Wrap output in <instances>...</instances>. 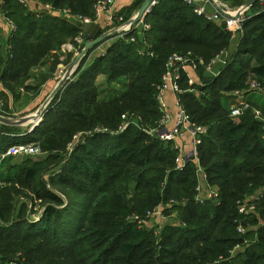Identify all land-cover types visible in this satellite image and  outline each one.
Wrapping results in <instances>:
<instances>
[{"label": "trees", "instance_id": "1", "mask_svg": "<svg viewBox=\"0 0 264 264\" xmlns=\"http://www.w3.org/2000/svg\"><path fill=\"white\" fill-rule=\"evenodd\" d=\"M74 1L78 13L96 19L98 0L42 4L59 8ZM144 1L136 0L135 8ZM223 1L239 6L249 0ZM3 9L16 26L7 54L0 43V80L10 90L24 86L32 66L50 50L64 43L78 46L81 29L48 9L32 13L19 0H5ZM144 21L151 25L144 35L138 29L116 35L91 59L95 46L52 100L34 131L45 157H28L0 174V264H264V120L252 109L264 115V98L254 99L250 90L252 81L264 85V0L246 11L243 37L217 74L206 66L229 49L233 37L226 22L196 14L183 0H157ZM133 35L137 41H131ZM145 48L153 54H143ZM189 51L204 63L191 69L193 85L182 72L178 97L208 133L198 146V162L177 170L174 143L149 136L143 127H154L161 118L157 86L169 56ZM73 58V53L65 60L54 55L42 83ZM99 74L118 88H102ZM237 91L245 92L252 108L235 120L230 113ZM123 114L140 120L139 127L119 132ZM79 133L85 135L75 140ZM10 145L0 132V152ZM198 164L207 184L218 188L217 199L204 194L197 200ZM21 187L29 189L32 204L42 201L38 219L25 205L17 207ZM255 196V208L250 201L240 214V202ZM160 205L177 211L180 224L160 232L139 226L134 216L143 218Z\"/></svg>", "mask_w": 264, "mask_h": 264}, {"label": "built area", "instance_id": "2", "mask_svg": "<svg viewBox=\"0 0 264 264\" xmlns=\"http://www.w3.org/2000/svg\"><path fill=\"white\" fill-rule=\"evenodd\" d=\"M30 1L40 2V0H19L20 3L25 5H27L28 2ZM183 2L191 6L196 14L203 15L206 17V19L210 21H219L221 19H224L227 24V29L232 33L233 38H235L239 32L243 33V21L245 19L246 12H244L239 19H236L234 17H228L223 15L220 12L219 7L223 8L226 12H229L230 14H235L236 11L232 12L226 7H221L216 1L213 2V4L216 6V11L213 14L207 12L206 4L209 3V0H183ZM156 3L157 0L155 1V4ZM43 7L50 11L55 10V8L48 3L43 4ZM65 12L67 11L65 10ZM95 12H96L95 20H92L91 18L84 16H76L75 20L95 23L99 21L101 16L105 15V18L103 20V24H104L103 29L105 31H108L123 27L122 32L118 34L121 37L125 36V34L130 32L132 29H138L140 32H142V35H144L148 30L151 29V25L144 21L146 16L142 18L140 21L136 22L135 24H132L131 22L132 18L126 19L125 16L117 9L115 5V0H98L95 4ZM11 26L15 31L16 26L12 21H11ZM75 40L78 46L80 47V45L86 40L85 33L81 32L76 37ZM137 40L138 38L136 37V35H133L131 37V41H137ZM141 52L143 54L144 53H149L150 55L153 54L147 48L142 49ZM225 53L226 51H222L220 54L214 57L211 60V62L206 66L207 69L217 74L218 72H214L215 65L221 62H223L224 65L228 63V60L223 59V55ZM197 62L204 63L201 58H197L190 51L187 53L175 52L169 56L166 63V71L162 77L161 83L157 86L161 118L157 122L156 126L143 127V131L149 136L158 138L164 142L174 143L175 148L179 150V154L175 160L177 170H183L186 167L187 162L192 159L195 162H198V158H199L198 146L202 143L203 136L208 133L207 126L199 125L192 121L191 116L189 115L185 106L178 97V94L182 92L180 86V81L182 79V72L184 71L187 73V75L189 76V84L193 85L195 83V79L191 75L192 73H190V71H192L191 69L196 68ZM250 90L251 92L260 94L264 98V85L256 81H252L250 83ZM168 92H173L175 95V106H176L175 111H172L169 107L167 101ZM234 94L237 96V99H236V103L232 106L230 117L237 120L241 115H243L246 112V110L251 109L252 106L247 100H245L244 91H237ZM2 104L3 102H0V107L2 106ZM252 109L257 119L264 120V115L260 109L255 107H253ZM122 117L124 119V123L120 127L122 131L128 128L130 125L134 124L136 121V119H132L131 117L129 118L127 114H123ZM80 136L81 133L77 134L75 136V140H78ZM179 140L180 142H185L186 145L188 143L189 146L186 147V145L185 146H181L177 144L175 145V143L178 142ZM70 146H73V144H70ZM26 148L27 146L25 144L16 143L10 145L6 150L0 152V169H2L1 163L4 160L10 157H17L22 155L24 152L27 151ZM197 174L200 177L199 179L200 183L196 188L198 192L197 200L203 201V198H206L207 196L217 199L218 198V191L216 190L217 188L207 184V175L203 167H201L199 164L197 166ZM1 185L2 182L0 180V186ZM209 193L210 196L208 195ZM204 194L206 195V197H203ZM257 198L258 196H255L251 199L250 198L246 199L244 202H240L239 213L240 214L246 213L248 206L247 203L250 201L254 202L256 201ZM252 208L254 209L255 206L252 205ZM162 214H163V206L160 205L154 210L149 211L145 217L141 218L140 216L136 215L134 216V219L138 221L139 226L144 227L154 215L161 216ZM238 230L240 232H245V228L241 224L238 226ZM156 232H158V230Z\"/></svg>", "mask_w": 264, "mask_h": 264}, {"label": "rangeland", "instance_id": "3", "mask_svg": "<svg viewBox=\"0 0 264 264\" xmlns=\"http://www.w3.org/2000/svg\"><path fill=\"white\" fill-rule=\"evenodd\" d=\"M221 7H226L227 9L231 10L232 12L237 11L238 9H240L244 4L242 5H234V4H230L228 2H225L223 0H215ZM41 3L42 0H40ZM209 4H213L212 0H209ZM214 5V4H213ZM216 7V6H214ZM62 11V19H64L65 21L68 20V22H72V20H74V18H76V16H82L81 13H78V4L76 1L74 2H68L67 6L64 7H59V8H55V10H52L51 13L54 12H58V11ZM67 11L64 14V11ZM214 11V10H213ZM248 14H253L250 13V11L247 13ZM246 16V14H245ZM64 17H68L67 19ZM221 23V22H219ZM244 33V31H243ZM243 33L240 32V34L235 38L232 39L231 44L229 46V51L231 52V55L233 53V51H235V45L237 43H239L241 40V38L243 37ZM105 52V51H100ZM96 54H98L96 51L92 54L91 59L94 58L93 56H96ZM68 67V66H67ZM65 66L64 68V73L66 71ZM62 72V73H63ZM55 73V72H54ZM63 73V74H64ZM62 74V76H63ZM42 79V76H40ZM60 81V78H58L57 80H53V87L51 89L48 90V93L44 92V89H42L40 87L41 84H39L40 82H37V88H35V90H30V92L32 93V96H28L25 97L24 99H21L22 97H20V99H15V104H13V108L11 109L9 107V100L6 98H3V106L0 107V115H2L4 118H6L7 122H0V132L7 135V142L11 143L10 140L12 139V137L14 136L16 137H20L23 138L19 139L17 141V144H25L27 146L26 148V152H24L22 155L17 156V157H10L8 158L6 161H4L3 163H1V168L0 169V174L2 173V175L6 174V171L8 172V169L15 164H19L21 163L23 160H25L28 157H31L35 160H41L45 157V155L47 154L46 151H44V147L42 145V143L37 139V137L34 135V131L35 128L41 124V122L43 121L44 116L46 115V113L49 111L50 107H51V102L47 105L46 109L43 111L42 114L38 115L37 119H41V121H36L38 123L35 122L34 118H31L32 115L36 114L37 110L40 109L41 107H43L52 91V89H54V86L56 82ZM96 82L97 84H100L102 86V88L105 89H117L118 86L116 85H109L107 83V77L103 74H99L96 78ZM116 86V87H115ZM110 87V88H109ZM108 92V91H106ZM17 96V95H16ZM26 119V121H25ZM20 121H24V123H20V125H16V123L14 122H20ZM34 122L36 124H34ZM3 124L10 126L7 129L3 128ZM140 125V120H136L134 125L135 127H139ZM14 127V128H12ZM96 130V129H95ZM99 132L103 131L105 133H109V134H117L118 131H114L108 128H99L98 129ZM121 131V129L119 130V132ZM122 132V131H121ZM91 132L87 133L90 134ZM103 134V133H101ZM26 135V136H25ZM85 135V134H81ZM91 135V134H90ZM80 140H82V138H79ZM13 144V143H12ZM15 144V143H14ZM181 145V146H185L186 143L185 142H180V140L178 142L175 143V145ZM188 143L186 145V147H188ZM193 160V159H192ZM194 161V160H193ZM61 167L58 166L56 168L53 169V171L48 172V174H51L52 172H55L56 170H59ZM204 169V168H203ZM215 188H217L216 186H214ZM54 188V187H53ZM57 189V188H54ZM22 194H16V205L17 207H19L20 205H25L26 209L29 210L30 215L33 216V218L38 219L39 218V214L42 212L43 210V203L42 201L38 200L35 201V206H32L34 204H32V200H31V193L29 191L28 188H22ZM59 190V189H57ZM218 191V188L216 189ZM58 193H60V191H57ZM62 194V193H60ZM75 193H71V196L74 197ZM210 196V193L208 194ZM62 196H65L64 194H62ZM65 199L69 200L66 196ZM76 203H73V205H75ZM252 206V205H251ZM253 206H255V202L253 203ZM33 207V208H32ZM164 207V206H163ZM167 206H165L166 209ZM159 216V217H157ZM180 219L181 216L178 215V212H172L169 213L166 210H164L163 208V214L160 215H154L149 222H147V224L145 225L146 228L150 229H156V231L158 230V232H160L166 225H179L180 224ZM148 220V219H147ZM161 242V239H160Z\"/></svg>", "mask_w": 264, "mask_h": 264}, {"label": "crops", "instance_id": "4", "mask_svg": "<svg viewBox=\"0 0 264 264\" xmlns=\"http://www.w3.org/2000/svg\"><path fill=\"white\" fill-rule=\"evenodd\" d=\"M135 1L136 0H115V5H116L117 9L120 12H123L125 15H129L130 18H133V17H135L138 14L139 9H140V7L139 8H135ZM4 2L5 1L0 0V3L2 4V6L0 8V38H1V42L0 43L2 45V52L4 54H7L8 50L10 48V45H9L10 41L9 40H10L14 30H13V28L11 26V21L4 14V9H3ZM26 6H28L29 10L32 13L38 12L41 9H45L41 2H36V1L28 2V4ZM214 6L215 5H213V4H211V5L209 3L206 4L207 12L210 13V14H213L216 11V7H214ZM62 13H63L62 11H58V12H54L52 14L55 17H58V19H60V18L63 17V16H61ZM64 14H67V13H65V11H64ZM64 18L67 19L68 17H64ZM104 18H105V15L101 16L99 21H97L95 23H97V24L101 25L102 27H104V24H103ZM77 22L78 21L75 20V18H74V20H72V22H70V23H74L75 25H77ZM215 22H225V20L221 19V20L215 21ZM103 31H105V30L103 29ZM81 32H83V31L80 30V33ZM239 34H240V32L237 34V36ZM235 38H233V39H235ZM86 39H87V37H86ZM110 42L111 41L108 40L105 43H103L101 46L98 47L96 52L99 54V53H101L100 51H105L106 46ZM237 44L235 45V50L237 48ZM80 51L81 50H80L79 46L76 47L75 45H73L71 43H64L61 46L60 49L50 50L49 53L45 57L40 59V61H38V63L36 65L32 66L31 71H30L31 75L28 78L27 83L24 86L20 87L17 91L10 90V89L6 88L4 86V82L0 80V102H3V100H2L3 98L8 99L9 100V102H8L9 107L12 109L13 108V104H15V99H20V97H22L21 99H24L25 97L32 96V93L30 92V90L32 91V90H35V88L39 87V86H37L38 85L37 82H40L39 83V84H41L40 87L42 89H44V92L48 93V90L53 87L52 86L53 85V80L55 81V80L58 79L55 76L56 72L53 74L54 75L53 78L49 79L45 83H42L43 81H42L40 76H42V78H43L44 75L51 74V66H52V63H53V56L57 54L62 59L65 60L68 57L69 53H73L74 54V58L71 61V63H72L74 61V59L76 58V56L80 53ZM233 52H235V51H233ZM232 55H233V53H232ZM232 55H231V52L229 50H227L226 53L223 55V59H226V60L229 61L231 59ZM71 63H69L68 65H65V66L67 67ZM61 64H63V63H61ZM223 65H224L223 62H221L219 64H216L215 67H214V72H218ZM58 82L54 83L55 86L58 84ZM55 86H54V88H55ZM251 95H253L254 99H260L261 100V98H263L260 94L255 93V92H252ZM246 98H249V97H246ZM246 98H245V100H246ZM167 101H168L170 109L172 111H175L176 110L175 95H174L173 92H168L167 93ZM2 106H3V104H2ZM38 110H37V112H38ZM37 112H36V114H37ZM40 121H41V119H40ZM19 139L23 140V138H20V137H16L15 138L13 136L12 139L10 140V142L11 143H16ZM6 173H7V171H6Z\"/></svg>", "mask_w": 264, "mask_h": 264}, {"label": "water", "instance_id": "5", "mask_svg": "<svg viewBox=\"0 0 264 264\" xmlns=\"http://www.w3.org/2000/svg\"><path fill=\"white\" fill-rule=\"evenodd\" d=\"M155 1L156 0H145L143 4L141 5L138 14L131 19L132 24H135L136 22L140 21L142 18L147 16L149 10L155 4ZM212 1L214 2L215 0H212ZM256 1L257 0H249L239 10H237L235 14H230L229 12H226L223 8H220V7H219V10L225 16L234 17L236 19H239L241 15L244 12L248 11ZM1 6L2 4L0 3V8ZM77 26L86 34L87 39L85 40V42H83L80 45V50H81L80 53L76 56L74 61L66 68V71L63 74V76H62V72L64 71L65 64H59L56 70L55 76L57 78H60V81L55 86V88L51 91L45 105L38 110L37 115L42 114L43 111L46 109L47 105L55 98V96L59 92L62 91L66 83L70 79H72V77L77 72L83 59L90 53V51L95 46L102 45L103 43L111 39L112 37L120 34L123 30V27H122L118 29L103 31V27L94 22L78 21ZM0 122H7V120L2 115H0ZM14 123H16V125H20V123H24V121L14 122Z\"/></svg>", "mask_w": 264, "mask_h": 264}, {"label": "bare ground", "instance_id": "6", "mask_svg": "<svg viewBox=\"0 0 264 264\" xmlns=\"http://www.w3.org/2000/svg\"><path fill=\"white\" fill-rule=\"evenodd\" d=\"M31 118H34L35 122L38 121V120H40V119H37L38 118V115L37 114L32 115ZM35 122H34V124H35Z\"/></svg>", "mask_w": 264, "mask_h": 264}]
</instances>
